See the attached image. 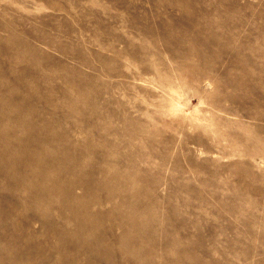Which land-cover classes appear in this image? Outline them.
<instances>
[{"label": "rangeland", "instance_id": "obj_1", "mask_svg": "<svg viewBox=\"0 0 264 264\" xmlns=\"http://www.w3.org/2000/svg\"><path fill=\"white\" fill-rule=\"evenodd\" d=\"M0 264H264V0H0Z\"/></svg>", "mask_w": 264, "mask_h": 264}]
</instances>
